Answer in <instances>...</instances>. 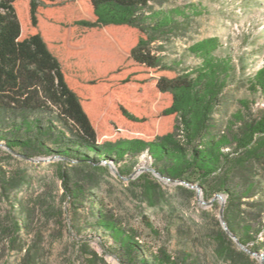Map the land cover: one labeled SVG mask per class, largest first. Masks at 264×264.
<instances>
[{"label":"trees","instance_id":"trees-1","mask_svg":"<svg viewBox=\"0 0 264 264\" xmlns=\"http://www.w3.org/2000/svg\"><path fill=\"white\" fill-rule=\"evenodd\" d=\"M166 2L0 0V144L75 162L74 173L60 168L59 176L76 227H87L77 210L85 206L88 227L108 236L125 264H175L163 252L148 262L135 235L97 208L91 192L100 161L113 160L126 176L144 150L160 175L195 184L208 199L225 196L221 255L248 262L242 245L264 264V64L238 81L231 57L216 52L217 37L188 47L195 66L167 60L164 43L184 34L190 18ZM24 180L0 169L4 193ZM142 192L150 204L163 199L153 180ZM16 204L14 233L28 228L30 213ZM38 251L25 248L20 264H36ZM86 253L93 263L96 254Z\"/></svg>","mask_w":264,"mask_h":264},{"label":"rangeland","instance_id":"rangeland-1","mask_svg":"<svg viewBox=\"0 0 264 264\" xmlns=\"http://www.w3.org/2000/svg\"><path fill=\"white\" fill-rule=\"evenodd\" d=\"M174 6L188 11L189 27L184 34L164 43L160 53L167 60L178 62L180 68L195 66L199 58L188 47L217 37L220 47L216 52L231 57L238 81L253 75L264 64V0H168L164 4L165 8ZM239 94L245 96L243 90ZM235 107L231 104L230 110ZM136 158L133 171L126 176L119 174L113 160L100 161L102 168L94 171L96 185L91 192L100 201L97 208L114 216L135 235L148 262L163 252L175 264H261V254L248 250V262L233 261L218 252L216 236L224 229V195L208 199L197 185L160 175L151 166L152 157L146 150ZM76 166L56 154L28 157L22 151L0 146V169L6 176H25L23 184L9 192L4 193L0 187V264H20L28 246L39 249L36 264H125L110 248L111 239L88 227L91 216L85 206L77 210L79 224L87 227H76L73 207L63 196L59 176L60 168L74 173ZM145 179L159 184L161 201H147L142 192ZM16 202L30 212L28 228L18 233L8 230L12 217H18L20 206ZM86 250L96 254L93 263L89 261L93 254Z\"/></svg>","mask_w":264,"mask_h":264},{"label":"water","instance_id":"water-1","mask_svg":"<svg viewBox=\"0 0 264 264\" xmlns=\"http://www.w3.org/2000/svg\"><path fill=\"white\" fill-rule=\"evenodd\" d=\"M2 144H0V146H1ZM220 194H218V196H219ZM224 201H225V199H224ZM222 210H223V207H222V209H221V215H222ZM222 220H223V218H222ZM223 227H224V229H227V227H226V223H225V221L223 220ZM236 240V239H235ZM240 247L241 248H243L244 250H248V251H250L249 249H247L246 247H243L242 245H240ZM254 254H256V253H254ZM261 264H263V259H262V257H261Z\"/></svg>","mask_w":264,"mask_h":264}]
</instances>
